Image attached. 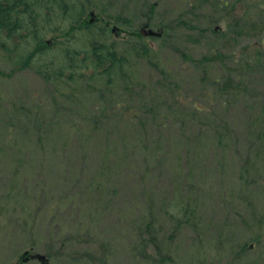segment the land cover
<instances>
[{
	"label": "trees",
	"instance_id": "trees-1",
	"mask_svg": "<svg viewBox=\"0 0 264 264\" xmlns=\"http://www.w3.org/2000/svg\"><path fill=\"white\" fill-rule=\"evenodd\" d=\"M208 1L187 0V10L181 9L178 18L168 22L166 9L164 17L161 15L162 1L159 0H141L139 15L131 12V8H136L134 0L127 3L122 0H0V56L12 65L11 73L4 75L5 81L13 82L18 74L32 71L39 82L37 91L31 92L28 98L22 99L9 89L0 92V135L7 142L14 137L18 139L15 131L21 127L28 141L42 147L57 139L67 148L65 155L81 162L80 165L72 161L73 174L67 171L59 185L61 192L53 195L49 193L45 170L46 153H42V162L32 171L36 196H98L102 201L103 196L115 198L131 194L146 196L149 204L147 197L152 196L149 183L153 175L157 183L164 180L160 181L162 173L170 180L169 168L185 160L191 176L201 168L205 153L209 152L204 145L217 146L210 151L220 156V164L234 158L247 165L261 160L260 156L264 155V2L256 0L257 3L249 6L250 1L244 0L248 6L241 5V13L235 16L238 7L229 8L242 1L231 0L233 4L229 8L228 0ZM207 3L214 13L209 18L202 13L208 8L203 6ZM194 10H200V16ZM91 13L95 15V22L86 23V16ZM156 14L162 21L158 24L161 35L156 38L161 42L166 40L163 36L175 31L171 24L180 33L188 29L195 31L198 26L193 21L207 26L197 36H188V41L199 50L200 58L193 62L190 56H184L191 65L183 73L166 70L161 51H155L138 35L140 28L157 26L158 20L153 22ZM227 16L235 18L231 19L226 33L218 27V21ZM96 17L101 26L96 25ZM112 23L126 29L133 27L136 31L130 29L128 40L105 43L103 38L111 39L108 26ZM95 25L98 29L89 30ZM87 28L92 36L90 41L86 40ZM51 34L58 36L52 45H47L44 41ZM246 39L248 44H244ZM255 39L261 47L252 53L249 45ZM174 49L181 53L180 49ZM223 50H231V54ZM188 78H198L191 85L193 98L187 95L182 84L183 80L189 83ZM240 112L247 115L241 120L243 126L236 128L230 114ZM168 132L175 135L167 137ZM173 137L184 146L180 153L175 150L171 154ZM211 138L215 139L206 144ZM242 143L259 149L232 150ZM229 144L231 148H226ZM140 145L143 146L141 160L137 152ZM199 146L205 149L198 151ZM0 148V156L16 166L15 172H20L18 159ZM184 151L188 158L193 153L195 156L184 159ZM3 177L7 179L6 175ZM179 177L170 180L174 212L167 220V225H172L168 236H158L163 226L159 222L160 213L156 216L152 210L135 219L133 228L118 226L122 237L133 240L143 256L151 260L148 264L161 261L173 264L170 249L177 230L191 231L194 239L202 244L203 232L198 233L201 222L191 196H196L195 190H198L194 182L185 181L183 187L191 194L181 196L182 177ZM240 178L245 179L243 174ZM4 191H0V196H21L17 187L12 192ZM61 201L62 198L54 200L57 210ZM96 204L94 209L99 210ZM76 206L81 208L75 202ZM101 208L102 212L109 211ZM1 216L2 212V222ZM93 231V228L88 230L90 236L102 241V236ZM10 235V242L21 241L24 232L12 231ZM54 244L57 243L47 244L44 256L61 253ZM40 245L37 240H30L25 246L26 252L41 254ZM150 247L152 256L148 252ZM105 248V245L93 250L79 247L73 256L84 257L83 264L86 256L90 264H99L98 255ZM164 254L169 258L162 259ZM150 256L154 257L153 261Z\"/></svg>",
	"mask_w": 264,
	"mask_h": 264
},
{
	"label": "rangeland",
	"instance_id": "rangeland-1",
	"mask_svg": "<svg viewBox=\"0 0 264 264\" xmlns=\"http://www.w3.org/2000/svg\"><path fill=\"white\" fill-rule=\"evenodd\" d=\"M159 1H162L161 15L163 16V12L166 9L165 13L168 14L166 20L168 22L169 19H177L181 9L187 10V0ZM228 1L229 8L233 3L231 0ZM240 1H242L241 4L237 2L229 8V10H232L238 7L234 12L235 16L241 13V5L245 4L248 6L246 1H250L249 6H252V3H257L256 0ZM122 2L127 3V0H122ZM208 2H212V0ZM141 4V0H134L133 6H136V8H131V12L139 15L143 6ZM203 6L208 7L202 12L208 18L210 14L214 15L211 7H209L210 3ZM194 12L196 16H200V10H194ZM231 14L230 11L229 15ZM94 16V13H91V16L90 14L87 15L86 23L95 22ZM235 16L230 18L227 16L225 19L220 18L218 27L227 33L230 21ZM95 19L97 21L96 25L99 24L101 26L99 18L96 17ZM157 20V26L151 29L161 35L158 24L162 21L156 14V17H153V22ZM193 22L198 26L195 31L188 29L182 33L179 32V28L176 29L174 24H171L175 31L163 36L166 37L163 42L158 41L155 36H144L141 33V28L138 30V35L143 37L144 42L152 45L155 51H161V56L165 58L166 70L183 73L184 68L191 65L184 56H190L193 62L200 58L199 50L188 41V36L195 37L201 29L207 27L206 24L204 26L201 25L198 20ZM53 23L55 22L53 21ZM96 25L92 29L89 28V30L98 29ZM108 29L111 33V39L105 40L103 38L104 41H102L105 43L110 41L117 43L120 40H128L131 36L130 29L132 31L135 30H133V27L126 29L118 23L110 24ZM89 30L88 28L86 30L87 41H90L89 36H91ZM80 35L83 36V34ZM57 36L58 34L48 35L44 42L47 45H52ZM168 37L171 38L168 40ZM159 42L164 45H159ZM244 44H248L247 39ZM259 47L261 46L257 39L249 45L252 53ZM174 48L180 49L181 53L176 52ZM223 51L225 54H231V50ZM181 64L185 66L181 67ZM11 70L12 65L4 57L0 56V92H5L9 89L12 93L24 99L28 98L31 92L37 91L39 82L32 71H24L18 74L17 79L13 82H6L5 76L11 73ZM188 80L189 83L183 80L182 84L185 85L184 91L187 95L193 98L195 94L191 85L196 83L198 78H188ZM198 96L202 102L206 103L199 93ZM246 115L242 112L231 113L230 117L234 119L232 125H235L236 128L243 126L241 120H245ZM20 128L15 131L18 139L14 137L10 142L4 141L3 139H6V137L4 138V136L0 135V147L5 148L8 153H11L10 156L18 159L19 163L17 162V166H20L18 170L20 172L17 173L15 172L16 166L10 165L6 158L0 156V191L12 192L11 190L17 187L19 194H21V196H0V208L2 207L0 211L2 212V222L0 221V264H23V259L29 260L24 264H42L40 261L35 260L36 258H33V254L37 253L36 251L30 252L28 255L25 254V246L30 240H37L41 244L40 249L38 248V251H41V255L47 252V244L57 243L54 245L60 248L61 253H57L58 255L52 257L48 256L49 258L45 257L44 264H83L82 262H84L85 258L82 256L77 258L78 255L73 256V252H76L79 247H88L93 250L102 247V245H105L106 248L101 250L98 255L99 259H101L99 264H148V261L151 260L143 256L133 240L122 237L118 226L133 228L135 219L152 210L156 216L160 213L159 222L163 227L159 230L158 236H168L172 225H167V220L170 219L169 214L174 212L171 209L174 196L170 180L176 179L177 176H180L179 178L182 177L181 187L183 194L181 196L187 197L190 193L183 187L186 185L185 181L189 184L194 182V188L198 190H195L196 196L190 194L195 199L196 215L201 222V224L196 222L202 227L198 233L201 234L203 232V234L201 237L202 244H200L197 239H194V234L191 231L185 230V228L177 230L170 249L172 258L170 262L173 264H264V155L260 156L261 160L258 163L250 162L248 165L242 164L240 161L235 160L234 156L229 155L234 159H227L223 164H220L218 161L220 156L215 151H210L211 149H216L217 146L213 144L211 147L204 145L209 152L207 155L205 153L201 168L196 172L193 171L191 176L189 174V166H186L185 160L169 168L170 180L167 174L162 173L161 175L163 176L160 181L164 180L157 183L153 175L149 183L152 187V196L147 197L150 200L149 204H146V196H130L131 194L128 196H116L115 198L103 196L102 201L98 196H87V198L86 196H36V191L32 188L34 187L37 190L36 183L32 181L34 174L32 171L38 168L40 162H42V153H46L45 170L48 175L49 193L53 195L61 192L62 189L59 185L62 184V178L66 176L67 171L73 174L72 161L80 165L81 162L70 159L69 155H65L67 148H63L59 140L52 139L41 147L42 144L38 145L34 141H28L22 131L24 129ZM174 135L175 132L171 135L169 132L166 133L167 137ZM234 137L235 139L238 137L235 130ZM213 139L211 138L206 144L211 143ZM242 140L245 142V139ZM231 146L232 144H229L226 148H231ZM205 148L199 146L197 150L201 149L202 151ZM248 148L259 149L254 148V146H244L242 143L232 147V150L239 149L242 151V149L246 150ZM175 150L180 153L181 150H184V146L173 137L170 147L171 154L175 153ZM141 151H143L142 145L137 147L140 160L142 158ZM182 156L188 160L193 158L195 153L188 158L184 151ZM242 174L245 177L243 180L240 178ZM5 175L7 179L3 177ZM173 183L177 184V182ZM7 184L8 186L6 187ZM59 198H62V201L60 209L57 210L56 205L58 206V204H55L54 200ZM81 198L86 201L89 198V200L82 202ZM75 202L81 208L76 206L77 209H74L76 208ZM95 203L99 206V210L94 209ZM101 206L108 208L109 211L107 212L104 209L102 212ZM160 210L164 212H160ZM101 212L103 216L101 215L100 217ZM53 215L55 217H52ZM52 219L54 220L53 224L50 223ZM204 223L209 224V226H203L202 224ZM90 228L94 229V233L102 236V241L90 236V233H88ZM12 231L24 232V236L20 238L21 241L10 242ZM30 232H33L31 236L29 235ZM78 243L82 245L80 246ZM148 252L151 256L153 255L151 247ZM151 256L150 258L153 261L154 257ZM164 256L162 259L169 258L166 254ZM87 258L86 256L84 264H90ZM77 259H82V261L80 262ZM164 263L165 261H161L156 264Z\"/></svg>",
	"mask_w": 264,
	"mask_h": 264
},
{
	"label": "water",
	"instance_id": "water-1",
	"mask_svg": "<svg viewBox=\"0 0 264 264\" xmlns=\"http://www.w3.org/2000/svg\"><path fill=\"white\" fill-rule=\"evenodd\" d=\"M115 30V29H114ZM141 33L144 35V36H158L159 33H156L154 32L153 30H147V29H143L141 31ZM33 258H37L39 261L41 262H44L46 259L44 256H41V255H36V256H33Z\"/></svg>",
	"mask_w": 264,
	"mask_h": 264
},
{
	"label": "flooded vegetation",
	"instance_id": "flooded-vegetation-1",
	"mask_svg": "<svg viewBox=\"0 0 264 264\" xmlns=\"http://www.w3.org/2000/svg\"><path fill=\"white\" fill-rule=\"evenodd\" d=\"M27 260H28V259H25V260L23 259V262H28L29 260H28V261H27ZM35 260H37V259H35ZM38 261H39V260H38ZM40 263H41V262H40ZM42 264H43V263H42Z\"/></svg>",
	"mask_w": 264,
	"mask_h": 264
}]
</instances>
